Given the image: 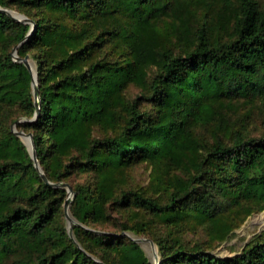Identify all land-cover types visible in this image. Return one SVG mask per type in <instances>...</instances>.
Returning <instances> with one entry per match:
<instances>
[{"label":"trees","instance_id":"1","mask_svg":"<svg viewBox=\"0 0 264 264\" xmlns=\"http://www.w3.org/2000/svg\"><path fill=\"white\" fill-rule=\"evenodd\" d=\"M0 8L34 24L0 9V264H153L127 232L156 245L157 264H264V231L214 252L264 210V0ZM15 48L35 63L34 120ZM14 123L48 181L71 186L72 236L66 187L42 180ZM138 164L145 186L130 183Z\"/></svg>","mask_w":264,"mask_h":264},{"label":"rangeland","instance_id":"2","mask_svg":"<svg viewBox=\"0 0 264 264\" xmlns=\"http://www.w3.org/2000/svg\"><path fill=\"white\" fill-rule=\"evenodd\" d=\"M11 12L12 14H14L17 11L11 10ZM28 61L32 69H36L34 61L31 58H28ZM24 120L25 118H20L17 120V122ZM12 128L17 131H22L18 128L17 123H14L12 125ZM24 133L26 134V132ZM20 139L25 145L27 144L30 147L28 137H23V139L20 137ZM149 172L150 166H147L145 164H138L134 166L129 171L131 185L145 186L148 182ZM86 178H88V176L81 175L79 178L75 179L83 181ZM113 215H115V213H113ZM258 215H260L261 218ZM262 231H264V210L259 213L248 216L238 228H236L235 230H233L232 233H230V235L224 242L217 245V247L214 249V252L221 257L232 255L237 252L241 246H243L249 240L255 238ZM126 234L129 235L132 239L137 240L136 242L144 250L146 256L153 264H155V256L158 254L156 245L144 234H136L133 232H127ZM186 237L194 240L205 239V236L201 230H198L196 233H188Z\"/></svg>","mask_w":264,"mask_h":264},{"label":"water","instance_id":"3","mask_svg":"<svg viewBox=\"0 0 264 264\" xmlns=\"http://www.w3.org/2000/svg\"><path fill=\"white\" fill-rule=\"evenodd\" d=\"M2 11L6 12L7 14H9L11 17L19 20V21H25V22H30L32 27H33V23L27 19L26 16H24L23 14H20L18 12H15L14 14H12L11 10L10 9H3V8H0ZM13 57H14V60H18L20 62H22L27 68L28 70L30 71L31 75H32V79H31V86H32V92H33V96H34V99H35V107H36V110H35V114L33 116V118H31L30 120H34L36 118V116L38 115L39 113V92H38V83H37V71L36 69H32L29 61H28V56H25L24 58H20L18 55H17V52H16V48L13 50ZM13 132L21 137L23 139V137H28L29 138V142H30V147L26 144L27 146V149L30 153V156L31 158L33 159L34 161V165L35 167L37 168L39 174L41 175V178L42 180H44L47 184L51 185V186H59V187H66L67 189V197L64 201V204H63V209H64V214H65V218H66V222H67V225H68V229H69V234L72 236V224L76 223V220L72 217V215L70 214V204H71V201L74 197V192L72 191V188L69 184L67 183H51L50 181H48V179L46 178L37 158H36V151H35V148H34V144H33V141H32V135L31 133H24L23 131H17L15 129H13ZM137 241V240H135ZM159 261V255L157 254L155 256V264H157Z\"/></svg>","mask_w":264,"mask_h":264},{"label":"bare ground","instance_id":"4","mask_svg":"<svg viewBox=\"0 0 264 264\" xmlns=\"http://www.w3.org/2000/svg\"><path fill=\"white\" fill-rule=\"evenodd\" d=\"M260 218H261V216L260 215H258ZM257 221V220H256ZM258 222H259V219H258Z\"/></svg>","mask_w":264,"mask_h":264}]
</instances>
